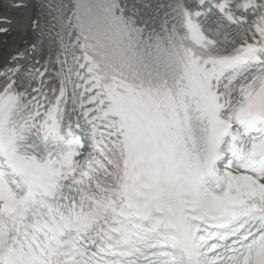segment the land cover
Instances as JSON below:
<instances>
[{"label":"snow or ice","instance_id":"obj_1","mask_svg":"<svg viewBox=\"0 0 264 264\" xmlns=\"http://www.w3.org/2000/svg\"><path fill=\"white\" fill-rule=\"evenodd\" d=\"M35 8L0 67V264H264V0Z\"/></svg>","mask_w":264,"mask_h":264},{"label":"bare ground","instance_id":"obj_2","mask_svg":"<svg viewBox=\"0 0 264 264\" xmlns=\"http://www.w3.org/2000/svg\"><path fill=\"white\" fill-rule=\"evenodd\" d=\"M25 4V9L22 11L15 12L13 15L9 16L0 27H6L9 29L7 35H0V67H3L10 58L17 53V50L22 46L23 43L28 42L33 33L30 32V29L27 33L26 25L30 18V13L32 5H36V0H21ZM5 0H0V14L2 12L6 13L4 10ZM3 7V8H2ZM27 7V8H26ZM3 17H0L2 19Z\"/></svg>","mask_w":264,"mask_h":264}]
</instances>
